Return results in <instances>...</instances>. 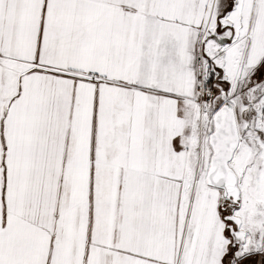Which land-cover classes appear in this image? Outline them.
Segmentation results:
<instances>
[{
    "label": "snow or ice",
    "instance_id": "6c2138e0",
    "mask_svg": "<svg viewBox=\"0 0 264 264\" xmlns=\"http://www.w3.org/2000/svg\"><path fill=\"white\" fill-rule=\"evenodd\" d=\"M0 264H264V0H0Z\"/></svg>",
    "mask_w": 264,
    "mask_h": 264
}]
</instances>
